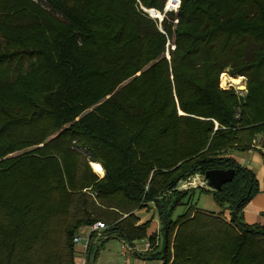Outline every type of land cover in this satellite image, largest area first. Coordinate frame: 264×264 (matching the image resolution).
Listing matches in <instances>:
<instances>
[{
  "label": "trees",
  "instance_id": "trees-1",
  "mask_svg": "<svg viewBox=\"0 0 264 264\" xmlns=\"http://www.w3.org/2000/svg\"><path fill=\"white\" fill-rule=\"evenodd\" d=\"M166 2L0 0V264H78L74 238L100 221L87 264L113 237L155 250L161 236L138 256L264 264V226L244 219L259 180L236 158H264V0ZM224 73L246 79V97L220 86ZM215 169L234 179L179 189ZM197 192L221 212L197 208ZM149 204L150 236L136 216Z\"/></svg>",
  "mask_w": 264,
  "mask_h": 264
},
{
  "label": "crops",
  "instance_id": "crops-1",
  "mask_svg": "<svg viewBox=\"0 0 264 264\" xmlns=\"http://www.w3.org/2000/svg\"><path fill=\"white\" fill-rule=\"evenodd\" d=\"M260 147L261 146H259L258 144V148ZM260 149H262L261 151L264 153V149L263 148H260ZM258 154L259 152L255 150V151L248 152V153H242L239 156L237 155L236 158L240 160V163H241V160H245L248 168L251 170H254V172L259 174V179H258L259 180V193L244 210L245 222L249 225L258 224V225L264 226V158H262V156ZM103 177L101 176L100 178H103ZM189 183H187L186 185L188 186ZM183 184H184L183 181L180 182L179 187H182ZM192 188H196V187L192 186ZM209 197L213 199L211 195H209L208 198ZM197 208H199L198 205H197ZM200 209L206 212L215 213V214H218L221 212V209H219L216 206L215 202L214 203L209 202V205H206L203 208L200 207ZM136 216L140 220L139 225L152 220V224L148 230V236L158 233L160 231L161 223H160V220L158 219L156 209L153 204H149L148 209L137 211ZM90 233H91V228L90 229L82 228L79 231V234H81L83 237H88ZM164 240L165 239H163V237L161 236L160 246ZM147 241L148 239L135 242L133 246L135 248V252L125 254L121 250V240L113 237L106 241L104 248L100 252V255H99V258L96 264H163V261L161 259L145 260L144 258H140L138 256L141 254H149V253L157 254L158 252H160L161 250L160 246L159 248L153 251H149V252L144 251L145 244ZM80 258H81L80 256L76 257L78 264H80Z\"/></svg>",
  "mask_w": 264,
  "mask_h": 264
},
{
  "label": "rangeland",
  "instance_id": "rangeland-1",
  "mask_svg": "<svg viewBox=\"0 0 264 264\" xmlns=\"http://www.w3.org/2000/svg\"><path fill=\"white\" fill-rule=\"evenodd\" d=\"M226 76L227 78H231L227 73H224L222 76H221V79H222V77L223 76ZM241 78V83L242 84H244L245 85V89H241V87L239 86V85H235V84H231V83H229L228 84V86L227 87H225V86H222V83L220 82V86L223 88V89H229V88H235L236 90H237V92H238V94H239V96H241V97H246V93H247V81H246V79L244 78V77H240ZM233 79V78H232ZM239 79V78H238ZM264 140H263V137H262V135L261 136H258L257 137V139H256V141H255V143L256 144H262V142H263ZM252 152V151H251ZM248 153V152H247ZM240 154H242V153H239V152H236V155H240ZM258 155H260V156H262L260 153L258 154ZM244 158V157H243ZM238 161H239V163H240V160L238 159ZM92 164H94V163H92ZM92 164H91V168H92V170H93V172L96 174V175H98V176H102L103 177V175H99L98 174V172H97V170H96V167L98 166V167H100V168H102L103 169V167L99 164V165H97V166H95V171H94V169H93V167H92ZM242 166H244V167H247L248 168V166H247V164H246V161L245 160H241V163H240ZM253 172H254V170H252ZM105 172V171H104ZM255 173V175H256V177H257V179H259V174L258 173H256V172H254ZM105 175V174H104ZM184 183H189V182H192V183H194V185H195V187L197 188V187H203V188H206V189H208V182H206V180L202 177V175H197V176H195L194 178L193 177H191V178H189L188 180H185V181H183ZM186 184H184V186H182V187H180V189L181 190H187V189H190V188H192V186H187ZM180 186V185H179ZM185 187H187V188H185ZM210 189V188H209ZM85 192V191H84ZM208 196L209 195H205V194H201V193H196V195H195V198H194V201H195V203L198 205V207L200 208H203V207H205L206 205H209V202L210 203H214V201H213V199L212 198H208ZM257 196V195H256ZM255 196V197H256ZM254 197V198H255ZM253 198V199H254ZM252 199V200H253ZM251 200V201H252ZM81 205V204H80ZM249 205V204H248ZM247 205V206H248ZM77 209V208H76ZM79 209H81L82 210V208L79 206ZM102 211H103V214H104V211L105 210H103V209H101ZM105 212H107V211H105ZM184 212V208H183V206H179L178 207V209L176 210V213H175V215L176 216H178V215H180V214H182ZM77 214H79V211H75V209H73V216L75 217ZM101 222H103V221H101ZM105 223V222H104ZM254 225H258V224H254ZM80 236H82L81 234H79ZM74 245H75V249H76V251H74V254H75V256L77 257V256H80L81 258L80 259H82L83 258V256H84V249H83V247L81 246V245H77V244H75L74 243ZM65 247H66V245H65ZM88 248H89V246H88ZM65 249V248H64ZM87 251H88V249H87ZM67 252V248H66V251L64 250V253H66ZM68 255V254H67ZM86 256H87V254H86ZM87 259L85 258V261H86ZM66 261L68 262L67 264H70V257L69 256H66ZM85 264H87V261L85 262Z\"/></svg>",
  "mask_w": 264,
  "mask_h": 264
},
{
  "label": "built area",
  "instance_id": "built-area-1",
  "mask_svg": "<svg viewBox=\"0 0 264 264\" xmlns=\"http://www.w3.org/2000/svg\"><path fill=\"white\" fill-rule=\"evenodd\" d=\"M180 3H181V0H167L166 6H165V13L168 11L176 10L179 7ZM138 4H139V10L142 12L144 16H147L154 21H158L161 24L164 18V15L160 11L156 9H148L144 7L139 1H138ZM160 30L163 32V28L161 26H160ZM184 184L182 186H184ZM188 186H195V185L194 183L190 182ZM105 229H107V224L100 221V222H97L95 225H93V227L91 228V233L96 232V236L102 237V232ZM89 239H90V235L88 237H83V236H80L79 234L76 235V237L74 238V243L77 245H81L84 249V256L82 259H80V264H85V262L87 261V260L85 261V258L87 259L86 254H87V249L89 246ZM153 248H154L153 244L150 241H147L145 244L144 251L146 252L152 251ZM121 250L125 254L135 252V248L129 245L125 241H121Z\"/></svg>",
  "mask_w": 264,
  "mask_h": 264
},
{
  "label": "water",
  "instance_id": "water-1",
  "mask_svg": "<svg viewBox=\"0 0 264 264\" xmlns=\"http://www.w3.org/2000/svg\"><path fill=\"white\" fill-rule=\"evenodd\" d=\"M234 176H235V170L233 169H228V170L215 169V170H209L205 173V179L208 181L209 186L213 190L220 189L224 184L232 181L234 179ZM164 239H165L164 245L166 247L167 238L165 237Z\"/></svg>",
  "mask_w": 264,
  "mask_h": 264
},
{
  "label": "bare ground",
  "instance_id": "bare-ground-1",
  "mask_svg": "<svg viewBox=\"0 0 264 264\" xmlns=\"http://www.w3.org/2000/svg\"><path fill=\"white\" fill-rule=\"evenodd\" d=\"M222 86L227 87L229 83L239 85L241 89H245V85L241 83V78L239 79H232V78H227L225 75L221 79ZM96 170L99 175H104V169L100 167H96Z\"/></svg>",
  "mask_w": 264,
  "mask_h": 264
}]
</instances>
